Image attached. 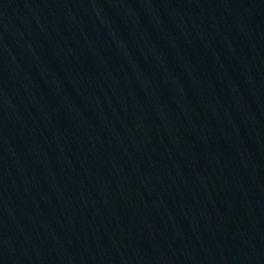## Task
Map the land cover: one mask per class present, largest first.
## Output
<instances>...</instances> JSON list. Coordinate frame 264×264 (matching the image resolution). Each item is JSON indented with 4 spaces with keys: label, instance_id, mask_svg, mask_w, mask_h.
<instances>
[{
    "label": "water",
    "instance_id": "obj_1",
    "mask_svg": "<svg viewBox=\"0 0 264 264\" xmlns=\"http://www.w3.org/2000/svg\"><path fill=\"white\" fill-rule=\"evenodd\" d=\"M0 264H264V0H0Z\"/></svg>",
    "mask_w": 264,
    "mask_h": 264
}]
</instances>
